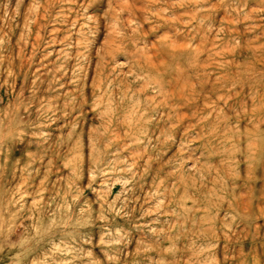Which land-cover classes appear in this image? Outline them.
<instances>
[{
    "label": "rangeland",
    "instance_id": "rangeland-1",
    "mask_svg": "<svg viewBox=\"0 0 264 264\" xmlns=\"http://www.w3.org/2000/svg\"><path fill=\"white\" fill-rule=\"evenodd\" d=\"M0 264H264V0H0Z\"/></svg>",
    "mask_w": 264,
    "mask_h": 264
},
{
    "label": "bare ground",
    "instance_id": "bare-ground-1",
    "mask_svg": "<svg viewBox=\"0 0 264 264\" xmlns=\"http://www.w3.org/2000/svg\"><path fill=\"white\" fill-rule=\"evenodd\" d=\"M31 29V28H30ZM200 66V65H199ZM137 67L143 68L144 66L141 64V62L137 63ZM136 68V67H135ZM133 72V71H132ZM136 74V73H135ZM228 74V73H227ZM231 75V74H230ZM225 76V75H224ZM176 77V76H175ZM174 79V78H173ZM232 79V77H231ZM234 79V78H233ZM218 82V81H217ZM166 83V82H164ZM206 83V82H205ZM229 83H227L228 85ZM199 85H201L202 87V83L199 82ZM209 85V84H208ZM161 88V87H160ZM84 90V88H82ZM161 90V89H160ZM197 91V92H196ZM236 91V90H235ZM234 92V91H233ZM74 93H70L73 96L76 97L77 96ZM84 94V93H83ZM200 92L198 90H194L193 92H184L183 90H166L163 92V100L160 103V106L163 107L164 104V111L167 110V117L168 119H170L171 121L182 123V121L184 120H190L192 121V118H195L196 115H198V111H199V104L197 99L200 96ZM198 96V97H197ZM231 96V95H230ZM78 100V99H77ZM86 99H85V95L82 96V101H72L71 102V109H78L81 110L83 104L85 103ZM66 105H64V109L65 111L68 110L67 108V103H65ZM190 114H189V113ZM193 112V113H192ZM260 121V120H259ZM155 129L150 130V136L153 137ZM163 134V133H162ZM45 146L42 147V150L44 151ZM39 152V150H38ZM40 155V154H39ZM29 158H36V156L32 155ZM30 162V161H29ZM144 166V165H143ZM137 169V168H136ZM135 171V170H134ZM251 205V204H250ZM10 233V232H9ZM19 245V244H18Z\"/></svg>",
    "mask_w": 264,
    "mask_h": 264
}]
</instances>
